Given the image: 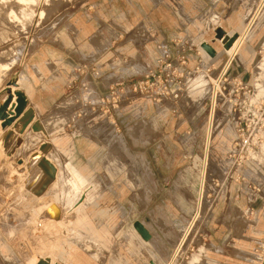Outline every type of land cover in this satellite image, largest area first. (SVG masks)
I'll return each mask as SVG.
<instances>
[{"label": "rangeland", "instance_id": "rangeland-1", "mask_svg": "<svg viewBox=\"0 0 264 264\" xmlns=\"http://www.w3.org/2000/svg\"><path fill=\"white\" fill-rule=\"evenodd\" d=\"M53 2L19 36L26 43L0 84V104L8 84L20 83L63 188L78 182L75 169L93 190L63 215L70 227H56L0 134V264L42 253L58 264H150L145 254L169 264L196 212L213 109L205 210L176 264H264V0ZM218 26L244 35L233 58L215 40ZM13 43H0V59H12ZM52 88L61 99L41 111L33 98ZM60 193L61 185L44 199ZM137 221L153 235L141 247L130 235Z\"/></svg>", "mask_w": 264, "mask_h": 264}, {"label": "bare ground", "instance_id": "bare-ground-1", "mask_svg": "<svg viewBox=\"0 0 264 264\" xmlns=\"http://www.w3.org/2000/svg\"><path fill=\"white\" fill-rule=\"evenodd\" d=\"M53 3H54L53 0H0V43L9 40L14 41V43L11 45L12 54H13L12 59L8 61L0 59V84L5 79V76L9 72L11 67L22 57L23 49L26 42L21 38H19V36H21L23 33L27 34L34 27H37L38 24H40V22L50 13L51 5ZM220 28L222 27L218 26L215 29V40L219 44H221L224 50L228 54H230V56L233 58L234 56L239 54L240 47L242 46V41L244 39V35L238 34L236 39L233 41L231 47L225 48L224 38H226V36L227 37L231 36L233 33H230L229 31L224 29L225 31L222 33L221 37L216 38V31ZM28 38L30 37L28 36ZM29 40L33 42L34 39L30 38ZM206 43L214 48L216 54L214 57H212L204 49L202 51L206 54V56H208L211 59L217 58L220 54V50L218 49V47H216L214 44L208 42ZM5 52L6 51L4 50V48L0 50V58ZM263 67H264V58L257 65V68L261 70L263 69ZM259 75L257 76V80L260 77ZM20 86L21 84L18 82L9 85L10 91L13 94V101L8 109V112L11 113V116H13L16 113V108L18 107L17 95L15 92L19 91L25 93L22 91ZM257 86H259V82H257ZM29 110L31 111V114H33L32 120H34V118L36 119V112H37L36 108L34 109L32 105L27 104L24 112ZM214 117H215V109H213L210 115V122L208 124V129H207L205 158L203 160L204 163L201 171V185H200V193L196 203V212H194V216L192 220L188 222L189 224L186 227L181 238L179 239L178 243L176 244L175 250L172 251L169 264H176L180 252L186 247L187 244H189L188 243L189 240L192 239L190 238L191 234H193L192 231L195 229L196 225L200 224L201 218L203 217V213L205 210L204 189L208 174V165H209L208 158H209L210 144L212 141L211 134H212V127L214 125L213 123ZM2 122L3 121L0 119V124H1L0 134L3 139V143L6 146V149H10L9 151L13 152L9 154L10 156L14 155L15 153L21 156L20 158L21 163H19V165L20 166L25 165L26 170L29 173V176L27 173V177H26L28 179L27 185L30 188L28 189V192L32 194L34 197H36V199H34V202L37 204L38 210H42V209L45 210V212L48 213L50 218L55 222L54 224H56V227L64 228V230L68 229L72 223V220H66V219L63 220L62 219L63 215H66L65 213L66 211L75 212L85 202L87 196L89 195L88 193H90L93 190V187H88L87 189L86 188L84 189L85 180L81 178L77 170L74 169L71 172L79 183L78 182L76 183V181H74L73 179H69L68 180L69 188L67 189L63 188L64 183L63 184L60 183V178L58 177V171H55L56 170L55 168L56 165L54 164L55 156L51 152L53 149L52 143L45 140L37 142L39 139L38 135L41 132L33 131L32 127L34 125L30 123L27 126L26 130L24 132H21V128H22L21 117L17 118L11 126H7L6 128L2 127ZM52 123L53 122L51 120H46L43 123V125H41L42 130L46 132V130L50 127ZM36 142L38 143L37 148L33 149ZM44 143H46L48 146L46 147V149L42 150L41 146ZM42 165H44V168L47 171L52 172L51 174L55 176V178L52 181H51V176L47 174L46 170L43 168ZM51 167H53L54 171L51 170L52 169ZM42 180L46 181V183L43 185V188L48 182L51 183L43 194L37 195L32 191V188L30 186L34 183L35 185H33V187L36 190L40 187L41 182H43ZM60 185H61V193L59 194V197L56 199H51L46 201L44 199L45 194L48 193L49 191H55ZM35 203L34 205H36ZM141 223L152 235L150 229L146 227L144 222L141 221ZM133 231L134 232H132L130 235L132 236L133 239H135L138 247L142 246L143 241L149 242L153 237L152 235L149 241H145L135 228ZM94 246H96V243L94 242L86 241L85 243V248L87 249H91V247L94 248ZM91 256L95 259L98 258V254L95 251L91 253ZM145 257L148 259L150 264L152 263L160 264L159 258L153 257L149 254H145ZM47 259L50 261V264H58V262L55 261L54 257L47 253L46 254L42 253L34 260L31 261L29 260V264H37L40 260H47Z\"/></svg>", "mask_w": 264, "mask_h": 264}, {"label": "water", "instance_id": "water-1", "mask_svg": "<svg viewBox=\"0 0 264 264\" xmlns=\"http://www.w3.org/2000/svg\"><path fill=\"white\" fill-rule=\"evenodd\" d=\"M225 30L223 28H220L216 31V38H220L222 33L224 32ZM238 36V33H233L231 36L224 38V45H225V48H229L231 47L233 41L236 39V37ZM202 48L212 57L215 56L216 52L214 50V48L207 44V43H203L202 44ZM11 84H15L14 82H11L9 85ZM17 95V102H18V107L16 108V113L11 116V113L8 112V109H9V106L10 104L12 103L13 101V94L11 91H8V96L7 98L2 101V103L0 104V119L3 121L2 122V127L3 128H6L7 126H11L14 121L17 119V118H20L21 117V122H22V128H21V132H24L27 128V126L29 125L30 121L33 119V114H31V111H25V107L27 105V99H26V96L22 93V92H17L16 93ZM23 115V116H22ZM32 130L37 132L39 131V125L35 124L33 127H32ZM48 145L46 143L42 144L41 148L42 150L43 149H46ZM21 163V162H20ZM43 168H44V165H42ZM53 169V167H51ZM45 169V168H44ZM46 170V169H45ZM47 174L49 176H51V181L55 178V176H53L51 173L52 172H49L47 171ZM43 181V180H42ZM46 183V181L44 180L43 182H41V185L38 189H34V187L31 185L30 187L32 188V191L37 194V195H41L43 194L46 189L48 188V186L50 185L51 182H48L45 187L43 188V185ZM43 188V189H42ZM42 189V190H41ZM134 228L137 230V232L140 234V236L145 240V241H149L152 237V235L150 234V232L143 226V224L140 222V221H137L135 224H134ZM37 264H50V261L47 259V260H40ZM153 264V263H152Z\"/></svg>", "mask_w": 264, "mask_h": 264}, {"label": "crops", "instance_id": "crops-1", "mask_svg": "<svg viewBox=\"0 0 264 264\" xmlns=\"http://www.w3.org/2000/svg\"><path fill=\"white\" fill-rule=\"evenodd\" d=\"M60 93H58L55 89H47L46 91L44 89H40L38 90V92H36L34 98H33V102L35 104L38 105V108L41 111H47L49 109H51L54 105H56L60 99H61V95H59ZM28 101V99H27ZM89 219V216L87 217H83L80 219V227H76L77 231L80 232L82 235H84V231L86 229L87 232H89V227L83 226L84 223H87ZM96 242L97 240L94 239ZM67 264H69V261H67ZM72 264V263H71Z\"/></svg>", "mask_w": 264, "mask_h": 264}]
</instances>
